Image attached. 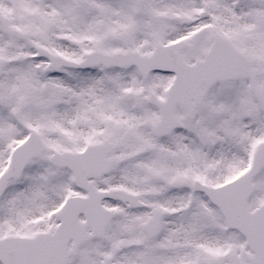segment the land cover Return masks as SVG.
<instances>
[{"label": "snow or ice", "instance_id": "6c2138e0", "mask_svg": "<svg viewBox=\"0 0 264 264\" xmlns=\"http://www.w3.org/2000/svg\"><path fill=\"white\" fill-rule=\"evenodd\" d=\"M0 264H264V0H0Z\"/></svg>", "mask_w": 264, "mask_h": 264}]
</instances>
